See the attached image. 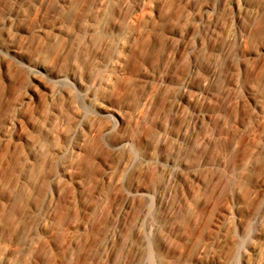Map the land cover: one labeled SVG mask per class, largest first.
Listing matches in <instances>:
<instances>
[{"label":"rangeland","instance_id":"374dc122","mask_svg":"<svg viewBox=\"0 0 264 264\" xmlns=\"http://www.w3.org/2000/svg\"><path fill=\"white\" fill-rule=\"evenodd\" d=\"M233 3L0 0V264H264V0Z\"/></svg>","mask_w":264,"mask_h":264},{"label":"bare ground","instance_id":"6f19581e","mask_svg":"<svg viewBox=\"0 0 264 264\" xmlns=\"http://www.w3.org/2000/svg\"><path fill=\"white\" fill-rule=\"evenodd\" d=\"M233 5H234V7H235V9L237 10V12L239 13V15H241L242 14V12H243V9L246 7V5H247V0H234V3H233ZM209 9H210V5H206V8H205V11L206 12H208L209 11ZM234 22V21H233ZM230 32V31H229ZM241 42H242V44L243 45H245L246 44V37L245 36H242L241 37ZM11 51H13L14 53H17L18 51L16 50V49H12ZM38 73L39 72H34L33 73V77H35V79H38L40 76L38 75ZM39 76V77H38ZM38 77V78H37ZM85 84V83H84ZM27 100H31V99H27ZM147 101V100H146ZM120 112V111H119ZM120 116H122L121 115V113H118ZM15 123V122H14ZM15 125V124H14ZM17 125V124H16ZM6 140V139H5ZM75 147H77L78 148V146H76L75 145ZM53 151L54 152H57L56 150H54L53 149ZM150 225V224H149Z\"/></svg>","mask_w":264,"mask_h":264}]
</instances>
